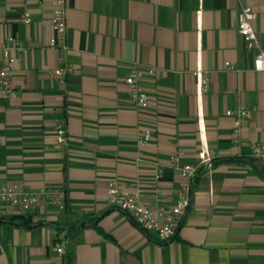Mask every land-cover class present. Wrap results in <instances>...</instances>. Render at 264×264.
Here are the masks:
<instances>
[{
    "label": "crops",
    "instance_id": "crops-1",
    "mask_svg": "<svg viewBox=\"0 0 264 264\" xmlns=\"http://www.w3.org/2000/svg\"><path fill=\"white\" fill-rule=\"evenodd\" d=\"M244 7L256 14L264 50V0H67L63 55L49 47L50 0H0V47L11 36L22 46L9 74L14 96L0 97V183L56 188L66 200L65 210L43 202L27 226L6 221L16 216L7 208L0 264L55 263L62 238L70 264H264V160L251 150L264 143V71L254 69L257 51L238 33ZM61 56L75 67L65 85L50 77ZM135 68L145 72L147 109L128 100ZM199 70L209 79L206 92ZM239 107L252 117L235 134L226 112ZM58 121L67 130L64 146ZM146 130L153 137L141 143ZM202 145L214 166L193 182L172 240L158 241L109 206L115 181L143 204L171 210L187 183L171 159L197 165ZM84 221L89 226L71 228Z\"/></svg>",
    "mask_w": 264,
    "mask_h": 264
},
{
    "label": "built area",
    "instance_id": "built-area-1",
    "mask_svg": "<svg viewBox=\"0 0 264 264\" xmlns=\"http://www.w3.org/2000/svg\"><path fill=\"white\" fill-rule=\"evenodd\" d=\"M42 2L43 0H39V3ZM50 3L52 8L50 22L53 36L49 41V47L62 51L64 55L69 50L67 0H50ZM255 18L256 14L252 8H242L239 15L238 33L245 42L247 50L257 51L254 69L264 71V50L260 46L253 26ZM24 21L26 24L31 22L30 14L25 15ZM8 44L6 47H0V97L14 96L9 74L12 68L20 62V57L15 52L22 50L21 44L13 36L8 38ZM59 61L60 66L50 72V77L58 80L61 85H65L68 76L74 73L75 67L66 63L64 56H61ZM225 65L227 68L232 67L230 63ZM154 72V69L148 70L150 74ZM144 75L143 70L135 68L126 79L129 103L139 109H147L151 105L150 95L141 86ZM196 76L199 79L201 90L206 92L209 79L204 76L202 70L197 71ZM226 115L234 119V133L239 134L251 119L252 111L245 107H239L235 110H227ZM55 134L58 145L67 144V130L63 122L58 121L56 123ZM152 137V132L146 130L139 141L145 143L150 141ZM251 150L254 158L264 160V143H252ZM170 165L178 170L180 176L187 181L180 188L178 198L171 210L160 205L143 204L138 194L121 190L115 181H110L107 188L109 206L127 214L141 230L155 234L160 242H168L177 235L192 204L193 182L203 171L206 173L212 171L214 158L208 147L202 145L197 165H180L179 156L172 157ZM160 178L161 171L158 170L156 179L160 180ZM43 202H47L60 210L66 209L65 194L59 189L48 188L34 191L19 183H0V219L6 215L7 208H10L16 215L28 216L35 212ZM67 243L62 238L54 245L53 250L60 257V260L52 264H70L69 253L66 249Z\"/></svg>",
    "mask_w": 264,
    "mask_h": 264
},
{
    "label": "trees",
    "instance_id": "trees-1",
    "mask_svg": "<svg viewBox=\"0 0 264 264\" xmlns=\"http://www.w3.org/2000/svg\"><path fill=\"white\" fill-rule=\"evenodd\" d=\"M228 161H230V159L221 160V161H219V162L221 163V162H228ZM250 162H252V163H256L255 159H251ZM215 164H217V162H215ZM100 218H101V216H99V217L96 218V224L98 223V221L100 220ZM5 220H6V218L3 217L2 219H0V223L3 222V221H5ZM6 221H9V222H11V223H12V222H18V221H21V222L23 221V222L21 223V225H24V226L30 225V223H31V219H30V217L22 216V215L12 216V217L8 218ZM52 225H54V224H52ZM55 226H56L58 229L61 228L60 224H55ZM85 226H89V224H87V223L84 221V222H82V224H74V225H72L71 228H72V229H77V228H81V227H85Z\"/></svg>",
    "mask_w": 264,
    "mask_h": 264
}]
</instances>
